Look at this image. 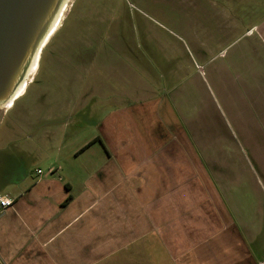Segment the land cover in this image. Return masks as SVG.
Returning a JSON list of instances; mask_svg holds the SVG:
<instances>
[{
  "label": "crops",
  "instance_id": "obj_1",
  "mask_svg": "<svg viewBox=\"0 0 264 264\" xmlns=\"http://www.w3.org/2000/svg\"><path fill=\"white\" fill-rule=\"evenodd\" d=\"M179 68L154 80L142 68L140 90L102 93L114 108L67 144L73 123L49 117L72 105L17 115L11 127L26 136L5 137L17 167L55 152L45 173L0 185L12 200L0 208V264H264L262 88L248 80L239 97L221 87L205 106ZM206 73L217 77H186Z\"/></svg>",
  "mask_w": 264,
  "mask_h": 264
},
{
  "label": "rangeland",
  "instance_id": "obj_2",
  "mask_svg": "<svg viewBox=\"0 0 264 264\" xmlns=\"http://www.w3.org/2000/svg\"><path fill=\"white\" fill-rule=\"evenodd\" d=\"M175 64L180 65L184 83L194 81L198 103H213L214 97L218 101L221 87H230V96L237 92L243 97L239 88L248 80L257 82L264 97V0H71L24 94L7 112H0V185L17 183L21 170L32 173L40 168L45 173L55 152L36 146L45 153L17 167L16 146L5 150L6 138L26 136L11 127L18 114L32 121L45 118L50 107L72 105L71 114L61 110L49 117L58 121L56 126L66 120L73 123L65 134L67 144L69 136L89 133L83 126L95 124L114 108L116 98L103 99L102 93L109 91L113 97L115 89L140 90L142 68L154 80ZM89 66L95 75L86 77ZM98 68L109 74L115 71V79L99 77ZM198 69L217 77L209 73L200 79L186 77ZM208 107L204 112L215 114Z\"/></svg>",
  "mask_w": 264,
  "mask_h": 264
},
{
  "label": "water",
  "instance_id": "obj_3",
  "mask_svg": "<svg viewBox=\"0 0 264 264\" xmlns=\"http://www.w3.org/2000/svg\"><path fill=\"white\" fill-rule=\"evenodd\" d=\"M64 0H0V112L16 100L32 59Z\"/></svg>",
  "mask_w": 264,
  "mask_h": 264
},
{
  "label": "bare ground",
  "instance_id": "obj_4",
  "mask_svg": "<svg viewBox=\"0 0 264 264\" xmlns=\"http://www.w3.org/2000/svg\"><path fill=\"white\" fill-rule=\"evenodd\" d=\"M71 0H64L62 6L60 7L56 17L54 18L51 27L48 31V34L46 36V38L43 40L41 46L39 47L37 53L35 54L34 58L32 59V62L30 64V67L27 71L26 77L24 79V81L19 85L18 89L16 90L15 94H14V99H18L20 98L25 90L26 87L28 85V83L32 80L33 76L36 74L38 66H39V61L41 58V54L42 51L44 49V47L47 45V43L50 41L51 37L53 36V34L55 33V31L60 27L61 22L63 17L65 16V13L67 12L69 6H70ZM12 100L1 107V109H7L9 110L12 106L13 103L11 104ZM6 110V112H7Z\"/></svg>",
  "mask_w": 264,
  "mask_h": 264
},
{
  "label": "built area",
  "instance_id": "obj_5",
  "mask_svg": "<svg viewBox=\"0 0 264 264\" xmlns=\"http://www.w3.org/2000/svg\"><path fill=\"white\" fill-rule=\"evenodd\" d=\"M12 204V200L5 198V197H0V208L1 210H5L9 208Z\"/></svg>",
  "mask_w": 264,
  "mask_h": 264
},
{
  "label": "flooded vegetation",
  "instance_id": "obj_6",
  "mask_svg": "<svg viewBox=\"0 0 264 264\" xmlns=\"http://www.w3.org/2000/svg\"><path fill=\"white\" fill-rule=\"evenodd\" d=\"M48 43H49V42H48ZM48 43H47V44H48ZM45 47H46V46H45ZM45 47H44V48H45ZM42 52H43V51H42ZM41 55H42V54H41ZM39 63H40V61H39ZM38 68H39V66H38ZM37 70H38V69H37ZM32 79H33V78H32ZM30 82H31V81H30ZM28 84H29V83H28Z\"/></svg>",
  "mask_w": 264,
  "mask_h": 264
}]
</instances>
